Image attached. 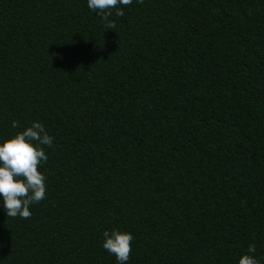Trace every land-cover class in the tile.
<instances>
[{
	"label": "trees",
	"instance_id": "obj_1",
	"mask_svg": "<svg viewBox=\"0 0 264 264\" xmlns=\"http://www.w3.org/2000/svg\"><path fill=\"white\" fill-rule=\"evenodd\" d=\"M0 0V144L42 123L47 197H0V264H264V0ZM13 121L19 126L12 127Z\"/></svg>",
	"mask_w": 264,
	"mask_h": 264
},
{
	"label": "clouds",
	"instance_id": "obj_2",
	"mask_svg": "<svg viewBox=\"0 0 264 264\" xmlns=\"http://www.w3.org/2000/svg\"><path fill=\"white\" fill-rule=\"evenodd\" d=\"M143 4L144 0H137ZM133 0H87V6L105 22L104 27L114 29L116 24L109 17L112 9L115 15H125L121 6H130ZM19 126L13 121L12 127ZM54 138L48 134L40 122H33L26 130L0 144V197L3 207L10 218L31 219L30 206L38 204L47 197V177L40 168L47 163L48 155L43 146L52 147ZM103 248L113 254L118 264H128L132 253L134 236L130 232L104 231ZM248 253L243 255L239 264H260L255 258V244H250Z\"/></svg>",
	"mask_w": 264,
	"mask_h": 264
}]
</instances>
